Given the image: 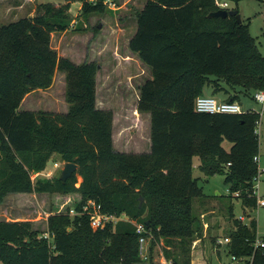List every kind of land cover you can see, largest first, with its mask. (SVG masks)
Masks as SVG:
<instances>
[{
    "label": "trees",
    "instance_id": "16d2710c",
    "mask_svg": "<svg viewBox=\"0 0 264 264\" xmlns=\"http://www.w3.org/2000/svg\"><path fill=\"white\" fill-rule=\"evenodd\" d=\"M71 1L82 2L86 18L106 11L105 0ZM40 7L46 12L0 25V203L11 192L67 197L48 217L50 238L30 220H0V263L146 264L134 223L120 220L94 229L88 214H70L71 207L81 210L93 198L103 211L127 213L157 240L164 237L168 260L192 264V244L202 231L194 200L206 195L194 176L196 156L201 171L225 175L230 196L257 207L259 111L211 113L196 106L208 85L240 103L239 92L253 97L264 89V54L250 23L209 16L219 9L215 0H146L129 46L152 71L137 106L151 113L152 147L127 152L114 146L113 110L97 105L99 63L60 56L52 33L68 29L69 15L49 3ZM57 70L66 74L68 110L20 109L28 93L53 84ZM53 153L78 169L66 181L60 176L34 181L32 172L42 171ZM229 213L234 217V206ZM257 230L255 217L247 223L235 219L229 253L253 255V264H264V246L253 244Z\"/></svg>",
    "mask_w": 264,
    "mask_h": 264
},
{
    "label": "rangeland",
    "instance_id": "374dc122",
    "mask_svg": "<svg viewBox=\"0 0 264 264\" xmlns=\"http://www.w3.org/2000/svg\"><path fill=\"white\" fill-rule=\"evenodd\" d=\"M115 7L106 4V11L94 13L86 18L79 10L80 3L71 0H0V25L17 20L24 16H34L45 13L41 4L49 3L53 10H63L69 15V27L63 31L52 33V46L60 56H67L76 63L85 60L99 63L97 77V98L101 106L112 109L114 113L113 138L117 150L127 152H145L149 140V117L145 112L137 110L140 98V86L152 77L151 68L143 62L139 55L130 49L129 42L136 29V11L142 7V0H111ZM72 3L70 8L68 4ZM71 5V4H70ZM123 5L121 8L118 6ZM238 8L246 21L250 23V32L256 38L260 50L264 54V2L259 0H242L239 3L230 2V9ZM102 24L99 31L96 27ZM63 72L57 70L52 86L34 92L27 97L25 103L41 102L39 109L66 110V83ZM206 89H212L209 85ZM259 91H264L260 89ZM257 92V91H256ZM255 92V93H256ZM241 104L244 110L261 109L254 96L241 91ZM25 104L22 109L34 110L33 106ZM260 135L259 168L264 169V115ZM226 148L231 143L225 141ZM139 146V147H137ZM120 148V149H118ZM141 151H137L138 149ZM62 163L55 167L54 163ZM63 158L54 154L40 172H32L33 180L40 177L55 179L62 175ZM194 176L199 177V185L205 192V197L195 198L194 213L200 218L202 231L192 244V264H229L232 255L227 244H220L219 239L228 236L234 228L235 219L245 216L244 222L251 218L258 221L259 234L264 236V206L255 209L244 207L241 201L229 195V186L225 175L216 173L208 175L201 171V158L196 156ZM82 177L79 176L80 184ZM259 195L264 197V171L260 174ZM76 197L78 195H75ZM67 196L58 192H11L0 203V220L33 222L40 230V235L47 231L49 215L60 207ZM72 203V202H71ZM234 206V217L229 213V206ZM134 220V219H133ZM140 224L141 221L134 220ZM165 238L157 240L149 238V264H166L164 249ZM171 250L174 247H170ZM244 264H249L245 262Z\"/></svg>",
    "mask_w": 264,
    "mask_h": 264
},
{
    "label": "built area",
    "instance_id": "2783aa9c",
    "mask_svg": "<svg viewBox=\"0 0 264 264\" xmlns=\"http://www.w3.org/2000/svg\"><path fill=\"white\" fill-rule=\"evenodd\" d=\"M264 2V0H263ZM216 5L219 9H230V1L229 0H215ZM105 4H110L115 7L116 3L111 0H105ZM264 17V12H263ZM256 100L262 104V107L259 111L260 118L257 121L256 132L261 135L262 132V121L264 115V91H257L255 93ZM197 110L201 112H242L244 109L242 108V104L239 101H230V100H222L213 95H201L197 98L196 101ZM259 155L255 156V160L259 164ZM65 162H63V165ZM55 167H62V163L59 162L54 163ZM264 171V169L260 170L259 173L254 177V193L257 196V207L264 206V197L259 195L260 189V174ZM238 194V193H236ZM88 214L90 217V223L94 229L104 228L107 224H117L120 220H127L135 224L137 233L139 234V244H140V254L143 260L149 259V238L152 234L146 228L144 223L137 224L134 220L127 214H116L111 212L103 211L102 203L97 200L91 198L83 205L81 210H77L75 207H71L70 214ZM238 219L245 221V216L242 215ZM42 236L46 238H50L51 235L48 231L44 232ZM231 242L230 235L225 236L224 238L219 239L220 244H228ZM254 248H259L264 246V237L259 234V229L257 230V237L254 241ZM231 262L229 264H244L245 262L249 264H253V255L250 257H239L235 254H231ZM166 264H174L171 260L166 262Z\"/></svg>",
    "mask_w": 264,
    "mask_h": 264
},
{
    "label": "crops",
    "instance_id": "0c3cea01",
    "mask_svg": "<svg viewBox=\"0 0 264 264\" xmlns=\"http://www.w3.org/2000/svg\"><path fill=\"white\" fill-rule=\"evenodd\" d=\"M76 2H79L80 3V6H79V10H81V7H82V2H80V1H76ZM142 3H143V5H142V7H140V9H138L137 11H136V14H135V16H136V24H137V12L139 11V10H142L143 8H144V6H145V4H146V0H142ZM123 5H121V6H118V8H121ZM92 16L94 15V13L93 14H91ZM244 18V17H243ZM137 27H138V24L136 25V29H135V31H134V34L136 33V31H137ZM131 40V39H130ZM130 43V42H129ZM133 51V50H132ZM134 52V51H133ZM136 53V52H135ZM150 68V67H149ZM60 71V70H59ZM63 72V71H62ZM64 74H63V76L65 77V83H66V74H65V72H63ZM151 73H152V71H151ZM56 74V73H55ZM56 76V75H55ZM55 76H54V79H55ZM97 77H98V73H97ZM52 86V85H51ZM210 87H212V85H209ZM141 87V86H140ZM39 89H41L40 91H42V89H45V88H39ZM39 89H36V90H33V91H31L30 93H28L25 97H24V99H23V101H22V103H21V106H20V109H22V107L25 105V104H27V103H25V101H26V99H27V97H29V96H31L34 92H36V91H39ZM232 93H235L234 91H232ZM204 94L205 95H213V96H216L217 98H219V99H222V100H224V99H226L228 96H229V93H227L225 90L224 91H219V92H217V93H214V89H213V87H212V89H206L205 88V91H204ZM35 104H38V105H36L37 107L36 108H34V110H42V109H39L38 107L40 106V104H41V102H39V101H37ZM35 104H27V105H30V106H33V105H35ZM97 105H98V107H100V108H105L104 106H101L100 105V102L98 101V98H97ZM67 106H68V102H67ZM30 110H32V108L30 109ZM43 110H45V109H43ZM68 110V107H66V110H64V111H67ZM138 110V109H137ZM145 113H147L148 114V117H149V122H150V124H149V140H148V148H147V151H150L151 150V147H152V139H151V126H152V123H151V113L150 112H145ZM115 143V142H114ZM116 147V146H115ZM137 147H139V146H137ZM118 149H120V148H118ZM138 149V148H137ZM120 151H122V150H120ZM137 151H141V150H137ZM54 154H58V153H53V155ZM60 155V154H59ZM61 156V155H60ZM195 166H196V162H195ZM195 166H194V168H195ZM0 264H2V263H0Z\"/></svg>",
    "mask_w": 264,
    "mask_h": 264
},
{
    "label": "water",
    "instance_id": "95a60500",
    "mask_svg": "<svg viewBox=\"0 0 264 264\" xmlns=\"http://www.w3.org/2000/svg\"><path fill=\"white\" fill-rule=\"evenodd\" d=\"M209 16H219V17H229V16H236L239 22L243 21V16L238 9H218L216 11L210 12ZM102 24H99L101 27ZM78 169V164L75 162H65L64 168L62 170L61 179L66 181L76 170ZM142 202L144 198L142 197ZM112 264H124L121 262H115Z\"/></svg>",
    "mask_w": 264,
    "mask_h": 264
}]
</instances>
